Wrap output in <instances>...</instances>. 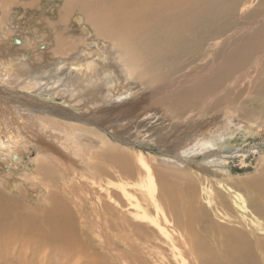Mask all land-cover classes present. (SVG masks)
Instances as JSON below:
<instances>
[{"label": "bare ground", "instance_id": "obj_1", "mask_svg": "<svg viewBox=\"0 0 264 264\" xmlns=\"http://www.w3.org/2000/svg\"><path fill=\"white\" fill-rule=\"evenodd\" d=\"M5 1L7 4L10 0ZM2 3L4 4V0ZM65 6H67L65 10L68 12L77 9L79 13L84 14L85 21L91 26L93 32L92 34L84 25L82 17H72L71 29L75 32V36H80L84 41L80 46H75L74 43V46L77 47H74L77 58L69 59L68 66L61 74L60 69L64 66L62 58H53L49 61L52 62L51 66L54 65V73L51 69L50 72L46 70L41 74V68L47 67V64L27 66L26 61L24 62L19 56L15 57L18 51L21 52L23 48L31 45L29 37H14L15 35L8 34L10 42L7 43V46L10 44L9 53L11 55L5 54L3 59L0 58L2 59L0 61V85L2 87L8 85L11 89L14 85L15 89L19 91L31 87L32 89L36 87L39 91L46 89L47 91H44L47 92V96L55 94L56 90V93L57 91L66 93L69 100L81 98L82 103H85L83 107L88 108L89 104L93 106L98 104L95 106L98 107L95 111H99V104L102 103L105 111H102L97 125L107 126L109 129L118 127L120 134L123 133L119 136H122L125 141L127 138H131L135 141L151 143L154 148L158 147L163 150L161 155L170 154V158L164 159L163 162H156L157 164L152 166L150 161L154 160L153 158L141 151L132 155L104 137H100L101 144L94 142L93 138L88 135H85L86 138L79 142L73 138L70 146L76 145L78 151L83 146L96 149L92 156H88L92 158L93 163H89L90 159L88 160V158L85 160L86 155H72L69 159L74 157V160H71L79 167V174L70 170L71 165L69 169L65 167L60 170L58 161L50 162V164L45 161L46 165H38L39 168L35 170L37 176L35 179L37 178L39 186L36 188H39L42 193L40 199L43 204L24 205L17 196H7L0 191V264H150L143 258L140 249L155 263L159 264L160 261L165 263L160 254H154L144 246L143 243H147L148 238L154 240L155 237L149 228L136 221L135 214H130L132 219H129L126 212H123L129 210L128 208L123 210L121 202L109 205L107 201H98L96 197L94 198L93 195L98 196L100 193H104L108 197L114 194L115 191L112 189L119 188V186L115 187L111 183L112 179L131 180V187H134V184L138 185L135 190L140 193V197L122 189L123 202L128 204L137 202V205L141 207L142 201L146 200L157 213L163 211L167 216H173L176 223L184 228L185 232L202 235L210 230H215L221 235L217 241L219 252L217 256L208 257L210 248H202L195 256V260L183 258L177 261V264H264V223L235 218L234 222H230L226 226L205 222V226L199 227L201 219L197 215V211L200 205L197 188L193 182L197 181L205 194L211 193L213 183L219 187L218 190H223L227 194L231 193L234 198L233 204L239 211L248 212L245 200L239 192L249 193L248 205L254 210L251 212L264 220V176L247 185L228 179L227 170L229 168L225 164L227 156L223 152H220L222 154L220 157L216 156V153H219L216 149L220 145L215 144L234 134V131H230L234 122L236 126L238 124L239 129L259 134L264 131V116H262L263 120H260L262 124L256 127L252 126L257 122L256 120L252 124L236 122L234 119L236 114L230 117L225 116L223 120L219 121L205 120L202 132L199 133L200 125L196 131H193L198 135L194 136L190 144L186 146L181 143V141L185 143V138L169 134V131L163 134L158 133L155 138L149 137L148 134L152 127L156 126L149 128V125H153L149 121L156 113L150 117L145 116L147 110L153 108L155 110L162 109L164 112L168 111L173 117L188 113H213V116L220 119L218 116L220 108L225 105L223 108L226 110V104H229L230 108L226 112H238L241 117L249 120L251 114L248 115L243 109H239L241 102L239 98L235 97L236 94L239 96L244 94L242 101L247 102L250 99L264 115V94H261L264 79L260 80V75L264 70V14H261L264 0H66ZM247 9L250 10L245 12ZM12 15L15 13H10L11 18ZM243 19L247 20L249 24L241 32V25H236V22L241 23ZM14 24H16L15 21ZM7 28L8 26H1V36L6 35ZM4 29L6 30L4 31ZM228 29L231 32L225 35L223 31ZM229 34L230 36H228ZM36 38L38 41L37 36L31 39ZM57 39H59L57 45L53 43L56 47L50 49L51 51L54 49L57 52L65 51L68 49L65 47H69L72 42L71 40L69 43L66 42L67 36L63 35ZM51 43L52 41L49 40L48 44L40 43L35 49L32 47L29 49L33 52V57L36 55L41 57L48 51L47 47ZM5 45L0 41V49ZM12 58L15 60L11 61ZM186 60L191 61L193 69L188 71L189 75L184 82L170 86H165L166 84L162 83L159 85L160 88L150 90L140 99L135 98L140 91L134 92L129 81L135 78V71L140 69L137 80L146 82L140 85L141 91L145 92L157 81H165L171 77V74L160 79L155 77L163 72L162 69L167 63L170 62V67H172L176 62ZM113 64H117L116 70L112 69ZM119 66L123 67V72H118ZM195 69L209 73V76H202L201 72L193 71ZM147 74L151 77H148ZM56 75L58 80L55 81ZM253 76L255 77L253 78ZM249 78L254 79V83L253 90H250L252 93L248 95V92L244 93L242 89L237 90L236 86L240 85L242 79L248 80ZM255 80L256 82L260 81L256 83ZM57 81L58 85L62 87L58 90L55 88L57 85L54 86ZM226 88L229 89L228 93L222 94ZM97 89L101 90L97 91ZM245 90L247 91L246 88ZM105 97L108 99H104ZM126 97H130L133 100H131L132 103H127ZM244 97L247 99L244 100ZM255 107L253 105V108ZM95 111L91 109L90 112L94 120ZM66 114L70 123H76L77 126H80L78 128H84L83 122L86 123L87 120L75 115L74 112L68 113L67 111ZM84 114L86 116V113ZM45 115L46 113L42 114L40 118L42 123L49 124L48 127L41 130L47 139L43 144L47 149L41 154L42 158L52 161L53 154L56 152L57 155L65 159V154L57 147V150H54L51 142L55 141L57 144L63 142L67 138L65 132L67 126L55 119L53 114ZM60 117L58 115V118ZM158 120L157 126L166 128L162 122L165 120L162 118ZM39 124L41 126L40 122ZM169 125L167 123V127ZM206 129L208 131L203 133ZM219 131L222 132L214 135ZM3 132L0 133V149L10 156L14 165L28 172L27 165L21 164L23 159L18 154L16 147L19 144L20 135L18 136L15 130L11 131L10 129H7L5 135ZM142 133L144 135H141ZM177 133L179 134V132ZM68 148L63 149L67 152ZM199 158L198 164H193L196 162L185 163V159L197 160ZM177 162L182 163L183 168H170L166 165V163ZM152 163L155 164L153 161ZM63 166H67V164ZM57 173L62 175L61 181L57 178ZM73 175L78 178V181L82 180V186L94 189L93 197L90 195L89 199L87 198L88 206L82 205L81 207L77 204L76 210L71 208L70 200L63 193L64 190L68 191L61 184L65 182L63 177L67 180ZM191 176H193V180ZM225 178L228 180L224 183ZM16 181L14 178L13 182ZM2 183H5L4 187L10 194L15 193L13 184L0 182V184ZM120 186L130 185L122 183ZM27 195H31V193ZM103 202L106 203L101 206L100 203ZM94 204L97 206L98 213L100 211H120L118 217L122 221L134 220V223H129L125 227L128 228L126 229L128 231L129 227L133 229L135 232L133 238L136 242L140 241L139 247L133 244L134 241L132 243L128 240L130 237L127 238V235L131 234L129 232L125 236L122 235L118 238L113 236L107 239L104 231L101 237L104 238V241L97 239L99 244H104L100 247V253L91 254L89 240H87L90 239L87 233L90 229L88 218H91L88 211L92 210ZM132 206L137 208L135 204ZM71 211L81 212L82 219L85 218L88 222H83L84 225L81 226L79 219L75 221V212ZM214 214L221 217L223 211L215 209ZM161 220L163 218L150 223L157 225ZM104 223L105 227L107 220H104ZM101 227L103 228L102 225ZM110 227L120 232L125 229L114 220L110 222ZM168 231L158 228V236L166 241L169 251L174 255L177 245ZM175 234L180 235L178 232ZM83 235L87 239H79ZM119 246L123 250L117 255L116 247ZM90 248L98 249V245L91 244ZM129 249L133 252L132 256H129L128 252L126 253V251H130Z\"/></svg>", "mask_w": 264, "mask_h": 264}, {"label": "rangeland", "instance_id": "obj_2", "mask_svg": "<svg viewBox=\"0 0 264 264\" xmlns=\"http://www.w3.org/2000/svg\"><path fill=\"white\" fill-rule=\"evenodd\" d=\"M65 1L66 0H10L6 4V1L4 0V4H3L2 0H0V29H1V26L2 27L8 26L7 31H6V35H2V36L0 35V41L2 43L6 44L4 48L0 49V56H1L0 58L3 59V56H5V54H10L9 53L10 44L7 46V43L10 42V38L7 37L8 34H10L12 36L15 35L14 37H16V36H27V37H29V43H31V45L27 46L26 48H23L21 52L18 51L19 54L17 53L16 56L15 55H13V56H15V57L19 56V58L23 59L24 62L26 61L25 64L27 66L28 65H38V64H47L48 65L47 67H42L43 69L41 68V70H42V72L40 71L41 74L45 73L46 70L49 71V70L53 69L54 65L51 66L52 62H50L49 60H52L53 58L56 59L57 57H61L62 58L61 61L64 62L63 68L60 69V74H61V72H63V70L68 66L69 59L71 60L72 58L73 59L77 58L76 54H75L76 51H74V49L77 48L75 46H80L82 44V42L84 43V41H82L83 39L80 36H75L74 35L75 32L71 29L72 28L71 26L73 25L71 22L72 17H74V16L82 17L84 25L87 26L89 31L92 32L91 26L85 21L86 17L84 14L79 13L77 11V9H74V10L69 11V12L65 10L67 7V6H65ZM44 9H45V11H44ZM250 9H252V8H250ZM250 9H247L245 12H248ZM11 12L15 13V15H12V18L10 16ZM261 14H264V7L262 8ZM14 21L16 24H14ZM242 23H243V25H242ZM239 24L241 25V32H243L244 28H246L248 26L249 22L247 20L243 19L241 21V23L238 21L236 22V25H239ZM5 30L6 29H4V31ZM230 32H231L230 29L223 31V33H225V35H227ZM72 33H73V36H72ZM92 34H93V32H92ZM61 35L67 36L66 42L69 43V40L72 41V42H70L69 47H65L68 49L65 51H61V52H57L55 49H54V51H51L50 49H53L54 47H56L57 40H59L57 38L60 37ZM70 35L72 36L73 39L72 38L70 39V37H71ZM35 36L38 37V41H37V38L31 39ZM228 36H230V34ZM43 37H44V39H43ZM76 38L79 40H77ZM39 40H41L43 43L41 41L39 42ZM49 40L52 41V43L50 45H48V47H47L48 51L45 52L44 55H42L41 57H39L37 55L33 57V52L29 48L32 47V49L33 48L35 49L37 47V44L39 45L40 43L41 44H44V43L48 44ZM53 43H56V45H54ZM32 44L34 47L32 46ZM25 51H26V53H25ZM71 51H72V53L70 54ZM111 54H112V52H111ZM32 57H33V59H32ZM2 59H0V61ZM14 60H15V58L11 59V61H14ZM13 63H17V62H13ZM44 68H46V69H44ZM116 68H117V64H113L112 69L116 70ZM191 69H193V66L191 65L190 60L178 61L172 67H170V62H169L163 67V69H162L163 72L160 73L159 75H156L155 77L157 79H160L167 74H171V77L169 79H166L165 81H161V82L157 81L154 86H150V88H147V90L145 92L141 91L140 85L142 83H146V82L141 81V80H137V75H138V73H140V69H138L137 71L134 72V75H135L134 79H131V80L128 79V80L130 81V83L133 87L132 90L134 92L140 91L139 95L135 96L136 99H140L146 93H148L150 90L158 89L159 85H161L162 83H165L166 84L165 86H170L172 84L173 85H179L180 82L181 83L184 82L185 78L189 75L188 71H190ZM117 70H118V72H123V67L119 66ZM54 71H55V69H53V72L52 71L51 72L54 73ZM193 71H199L202 73V76H205V77L209 76V73L202 72V70H199V69L198 70L195 69ZM251 72H253V71H251ZM27 73H29V72L27 71ZM147 75H148V77H151V75H149V74H147ZM262 75H260V80L264 79V70L262 72ZM254 77L255 76H253V78ZM54 80L55 81L58 80L57 75L54 77ZM246 80L247 79H242V82L240 83V85L236 86V87H237V90L242 89V90H244V93L248 92L247 94L249 95L252 93L251 91L253 90L254 79L249 78L247 81ZM250 80H252V81H250ZM12 81H10V82H12ZM259 81L256 82V80H255L256 83H258ZM56 83L54 84V86L57 85L55 88L57 90H58V88L61 89L62 87L60 85H58L59 82L57 84ZM243 83H244V85H243ZM150 84H152V83H150ZM0 86H1L0 87V100H1L0 102H1V106H2V108L0 106V133H2L4 131L3 132V134H4L7 131V129H10L11 131L15 130V132L18 136L20 135L19 136L20 140L18 142L19 144H17L16 147L18 150V154L23 159L21 164H23L24 166L27 165L28 170H29L28 172H26L25 170H22L20 167H17V165H14L10 159V156L7 155L3 149H0V182H7V183H9V185L13 184L14 188H15V193L10 194L4 187L5 183L0 184V191L4 195H7V196H17L18 200L24 205H32V203H30V202H34V201L36 203L43 204V201L40 199V196L42 193H41L39 188H36L37 186H39V182H38L37 178L35 179V177H37L35 174V170L38 169L40 165L44 166V165H46V162H48L50 164V162L55 163L54 161H58L59 162L58 166H59L60 170L65 168V167L67 169H69L70 165H71L70 170H73L76 174H79V171H80V169H78L79 167L76 166L74 164V162L72 161V160H74V157L71 158L72 160L69 159L72 155H75V156L76 155H78V156L86 155L85 160L88 158V160L90 159L88 162L93 163V161H91L92 158H89V157H90V155L92 156L93 152H95L96 149L95 148L91 149V148H88L86 146H83L78 151V147L76 145L70 146L73 138L77 139V141L79 142V141H82L84 138H86L85 135H88V136L93 138L92 140L94 142L101 144L100 137H104L109 142L118 146L122 150H124L128 153H131L132 155L135 154L136 152L141 151L144 154H146L148 157L153 158L155 161L154 160L150 161L151 162L150 164L151 165L153 164L152 166H155L157 164L156 162H163L164 159L170 158L169 157L170 154L161 155V152H163V150L161 148H158V147L154 148V146L151 143H147V142H144L141 140L135 141L131 138H127L125 141V139L122 136H119L123 133L121 132V134H120V129L118 127H116L117 129L116 128L115 129H111V128L109 129L107 126L97 125L99 122V118L101 117L102 111H105L104 104H102V103L99 104L100 105L99 111H95L98 108L95 106H97L98 104L93 106L92 104L88 103L89 104V105L87 104L88 108H86V106L83 107L85 103H82L81 98H74L72 100H69L66 93H61L58 91L56 93V90L54 87H53L54 88L53 90H55V94L54 93L52 95L48 94V96H47L46 95L47 92H45V91H47L46 89H44L45 91L44 90L39 91V89H37L36 87H33L34 89H32V87H31V88L23 89L25 91L20 90L21 91L20 92L18 89H15L16 87H14V85H12L13 86L12 89L8 85H5V87L4 86L2 87V85H0ZM263 86H264V83L262 84L261 94L262 93L264 94V87ZM245 88L247 89V91L245 90ZM27 90L30 92H28ZM34 90H35V92H34ZM100 90L101 89H97V91H100ZM228 91H229V89L226 88V89H224L222 94H227ZM22 95L25 97H23ZM243 95L244 94L239 96L238 94H236L235 97L239 98V101L241 102V103L239 102L240 103L239 109L240 110L243 109V111L246 112L248 115L251 114V116H250L251 120L250 119L246 120L245 118L241 117L238 112H234V111L233 112L232 111L226 112V110H229L228 108H230L229 104H226L227 105L226 110H224V108H223V107H225V105L220 108V114L218 115L220 119L213 116V113H208V114L188 113L185 115L182 114V115H177V116L173 117L172 114L168 111L164 112L162 109L161 110L160 109L155 110L153 108H150L147 110L145 116L150 117L152 114L156 113V115L154 117L155 118L157 117V118L155 119L153 117L154 119L152 118L149 121L151 124H153V125H149V128L151 126H155V125L156 126L152 127L148 136L149 137L152 136L155 138L158 133L163 134V133L169 131L168 132L169 134L172 133V134H175L177 136L180 135L182 137V139L185 138V143H184V141H181V143H182V145L186 146V145L190 144V141L192 140V138H194V136L198 135V134L194 133L193 131H196L197 127L200 125H201V128L199 129V133L202 132V126L205 125V123H206V122H204L205 120H208V121H216L217 120V121H219V120H223V118L225 116L230 117L231 115L234 116V114H236L234 116V119L236 122H239V123L240 122L241 123L246 122L248 124H252L256 120L257 122L254 123L252 126L253 127L259 126L260 124H262V121H260V120H263L262 119V116H264V115H262L263 112L261 111V109L256 104L252 103L250 101V99L247 100V102L246 101L243 102L242 101ZM14 96H16V97H14ZM126 98H127V100H126L127 103H129V104H130V102L132 103L133 100L130 97H126ZM129 98H130V100H129ZM104 99H108V97H105ZM243 99L245 100V99H247V97H244ZM243 104H244L245 108L243 107ZM253 105H254V107L255 106L256 107L253 108ZM8 109H10V110H8ZM62 109H63V111H62ZM64 109H65V112H64ZM91 109H94V111L96 112L95 113L96 117L94 116L95 120L91 116V113H90ZM256 110H258V111H256ZM39 111H41V112H39ZM67 111H68V113L74 112L75 115H79L82 118H84L85 120H87L86 123L83 122L84 128H82V127L78 128L80 126H77L76 123H70L69 120H67V114H66ZM70 111H72V112H70ZM249 111H251V113H249ZM45 113H46V115L53 114L54 115L53 117L55 119L60 120L61 122H63V124L65 126H67V129L65 131L67 133V138L65 140H63V142H60L58 144L55 141L51 142V145L53 146L52 148L54 150H57L56 149V147H57L59 149V151H61L63 154H65V156H66L65 159L61 158L60 155H57L56 152L53 154L52 161L51 160L47 161L44 158H42L41 154H43V151H45L47 149L46 146H44L43 144L45 143V141H47V139L44 137L41 130L43 128H46L49 126L48 123H42L40 121L41 115L42 114L44 115ZM84 113H86V116ZM225 113H227V114H225ZM58 115H59V117L60 116H62V117L58 118ZM212 117H215V118H213L211 120L210 118H212ZM160 118H162V120L163 119L165 120L162 122H164L163 126L165 125L166 128L161 127V126H157L158 125L157 123H159L158 119H160ZM183 120H184V123H182ZM38 121L41 123V126H40ZM155 121H156V123H155ZM80 122L82 123V121H80ZM80 122H79V124H80ZM167 123L170 124L169 127H167ZM12 128H13V130H12ZM46 130H50V129H46ZM207 131L208 130L206 129V131H203V133H206ZM230 131H234V134L227 137V138H224V140L221 139L220 141H217L215 143L217 145H220V147L218 149H216L217 151H219V153H216V156L220 157L222 155L220 152H223V154L225 153V156H227V162L225 164H226V167L229 168V170H227L228 171V173H227L228 179L235 180L236 183L240 182V183H244L245 185H247L251 181L264 176V133H263L264 131L260 132L259 134H256L257 132H249L248 133L247 130H245V129H241V128L239 129L238 124L236 126L235 122L231 125ZM177 132H179V134ZM220 132H222V131L216 132L214 135H218ZM141 135H144V133H142ZM68 147L70 148V150ZM63 148H68L67 152ZM39 160H40V163H39ZM41 160L43 161L42 163H41ZM61 160L64 162H62ZM185 160H186L185 163H187V164L192 163V162H196L193 164H198L197 162H200V158L197 160H195V159H192V160L185 159ZM152 161L155 162V164L152 163ZM44 162H45V164H44ZM75 162H78V161L75 160ZM65 164H67V166H63ZM181 164L182 163H178V162L177 163H166V165L168 167L177 168V169L183 168V166ZM190 165H192V164H190ZM201 165L203 166V164H201ZM76 169H78V170H76ZM16 174H17V176H16ZM75 175L71 176L72 179L68 177L69 181H68V179L66 180L63 177V181H65V182L61 183V184H63V188H66L68 191V192H66L64 190L63 193H64L65 197H67L70 200V203H71L70 206L74 210H76L75 207H78L80 205H81V207H82V205L88 206L87 203H89V200H87V198L90 197V195L92 196V194H94V189L91 188L92 189L91 190L87 186H82L83 185L82 180L79 179V181H78V178ZM61 177H62V175L57 173V178L60 181H61ZM14 178H16V180H17L16 182H13ZM227 178H225L223 180L224 183L228 180ZM191 179L193 180V176H191ZM213 181H215V180H213ZM130 182H131V180L130 181H118L116 179H112L111 183L115 187L119 186V188L112 189L115 191L114 194H111L109 197L107 195H105L104 193H100V195H98V196H95V195H93V196H94V198L96 197L98 199V201H107L109 205H113L114 202H116V203L121 202L122 203V205H121L122 209L126 210V208H128V210H129V211H123V212H126V215L128 216L129 219H132V215H130V214H133V215L135 214L136 219H137L136 221L138 223L143 224L145 227H147L151 230L155 239L153 240V238L149 239L147 237L148 238L147 243H143V244H144V246L147 247V250H150L154 254H160V256L162 258H164L165 263H161V261H160L159 264H177V261H179L183 258H191L192 260H195V256L197 255V253L202 248H204V249L210 248L208 257L217 256L219 254L217 241L220 239L221 235H219L215 230H210L207 233H203L202 235L194 234L191 232H185V229L176 223L173 216H167L163 211L157 213L156 211H154V209L149 205V203L146 200L142 201L141 207H139L137 205V202H133L131 204L123 202V194L121 193L122 189H124L125 191H127L130 194L135 193L134 194L135 196L140 197V193L135 190V188L138 185L134 184V187H131ZM193 182L197 188V197L199 200L198 203L200 205V207L198 208V211H197V215L201 219V225L199 227L205 226V222H207V224H208V222H211V223H215V225L226 226V225H228V223L234 222L235 218H239V220L244 218V219H248V220L253 221V222L262 221L264 223L263 219L257 217L255 214H253L251 212L254 210H252V208L249 207V205H248V198L250 196L249 193L244 192V191L239 192V194L245 200V205L248 208V212L239 211L236 209V207L233 204L234 198H233V195L231 193L227 194L223 190L222 191L218 190L219 187H217L212 182L213 185L211 186V193L205 194L202 190L201 185L197 181H193ZM122 183L123 184H129L130 186L124 187L125 186L124 185L123 187H121L120 185ZM27 191H28V193H27ZM29 193H33V194L27 195ZM205 196L207 197L206 199L204 198ZM208 196H210V197H208ZM47 198H48V196L44 200L46 201ZM208 198H209V200H208ZM77 201H78V203H77ZM105 203L106 202L100 203V205L103 206ZM77 204H78V206H77ZM132 204H135L137 206V208L133 207ZM147 206H149V208H147ZM215 209H220L221 211H223V215L221 217H217L214 214ZM71 212H73V213L75 212L74 213L75 214V221L77 219H79L81 226H83L86 221L88 222L87 219H85V218L82 219V216L80 215L81 212L80 213H79V211H71ZM88 212L91 214V218H88L89 224H90V229L87 232L90 239H87L84 235L80 236L79 239L84 238V239L89 240V252L91 254L97 255L100 253V251H101L100 247L103 246L104 244L103 243L99 244V241H97V239L104 241V238H101L104 234V231H105L107 239H109V237H113V236H115L116 238H118L122 235L125 236L129 232L131 234H128L127 238L130 237V238H128V240H130L133 243V241H134L133 234L135 235V232H133V229L130 227H129V231L126 230L128 228H126L125 226L128 225L129 223H134L135 222L134 220H131L129 222L122 221L118 217V213L120 211H100L98 213L97 206L95 204H94L92 210H90ZM161 218H163V220H161L157 225L150 223L151 221H156V220L161 219ZM145 219H147V221H145ZM104 220L105 221L107 220L105 227H104V225H105ZM113 220L118 222L119 224H121V226L125 229L121 232L117 231V230L116 231L113 230L110 227V222ZM101 225L103 226V228L101 227ZM158 228H161V229L163 228L165 230H169L168 231L169 235L173 238V240L176 242V245H177V247L174 250L175 251L174 255L169 251L168 244H166V241L162 240L163 238L162 237L160 238L158 236ZM130 230H132V231H130ZM175 232H178L180 235H176ZM81 233H83V231H81ZM183 236H185V238L188 241L185 238H183ZM149 237H152V236H149ZM91 244H93V245L97 244L98 249L93 248V250H92L90 248ZM133 244L137 245L139 247L140 241H138V240H137V242L134 241ZM138 247H137V250H138ZM122 250H123V248L121 246L116 247V251H118L117 255H119ZM129 250L130 251H126V253L128 252V255L132 256L133 252L131 251V249H129ZM140 252L143 253V258L147 262H149L150 264L155 263L141 249H140ZM9 264H14V263H9ZM155 264H158V263H155Z\"/></svg>", "mask_w": 264, "mask_h": 264}, {"label": "crops", "instance_id": "obj_3", "mask_svg": "<svg viewBox=\"0 0 264 264\" xmlns=\"http://www.w3.org/2000/svg\"><path fill=\"white\" fill-rule=\"evenodd\" d=\"M31 195H32V193H31ZM34 203H35V204H37L35 201H34V202H32V204H34Z\"/></svg>", "mask_w": 264, "mask_h": 264}, {"label": "water", "instance_id": "obj_4", "mask_svg": "<svg viewBox=\"0 0 264 264\" xmlns=\"http://www.w3.org/2000/svg\"><path fill=\"white\" fill-rule=\"evenodd\" d=\"M16 42V41H15Z\"/></svg>", "mask_w": 264, "mask_h": 264}]
</instances>
